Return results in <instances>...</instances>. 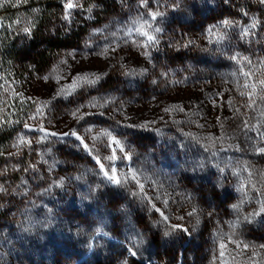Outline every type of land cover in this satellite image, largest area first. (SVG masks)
Returning a JSON list of instances; mask_svg holds the SVG:
<instances>
[{
	"label": "rangeland",
	"instance_id": "obj_1",
	"mask_svg": "<svg viewBox=\"0 0 264 264\" xmlns=\"http://www.w3.org/2000/svg\"><path fill=\"white\" fill-rule=\"evenodd\" d=\"M1 1L0 264H264V0Z\"/></svg>",
	"mask_w": 264,
	"mask_h": 264
},
{
	"label": "trees",
	"instance_id": "obj_2",
	"mask_svg": "<svg viewBox=\"0 0 264 264\" xmlns=\"http://www.w3.org/2000/svg\"><path fill=\"white\" fill-rule=\"evenodd\" d=\"M8 1V0H7ZM0 3H4V1H1ZM1 5V4H0ZM54 5H56V3H53L52 1L46 3L43 8H47L48 10L51 7H54ZM45 20V19H44ZM49 21H47V25H48ZM12 29H11V25H7L4 24L2 27H0V45L1 47L3 46L4 49H6V53H5V60L7 63L11 64V66H13V64L16 62L15 60V56H16V52L13 49V43H12ZM43 34H40L39 37H42ZM49 43H53V39H49L48 40ZM15 68V67H14ZM15 101L17 102V100L15 99ZM15 102H13L12 104H14ZM11 105V104H9ZM8 105V106H9ZM7 109H11L10 107ZM12 114H9L8 116H11ZM8 116L5 115V122L0 123V142H2V145L4 144L5 140H4V136H5V129H7V127L10 125V118H8ZM3 117V116H2ZM15 119V118H14ZM10 128V127H9ZM4 131V132H3ZM202 264V263H200Z\"/></svg>",
	"mask_w": 264,
	"mask_h": 264
}]
</instances>
